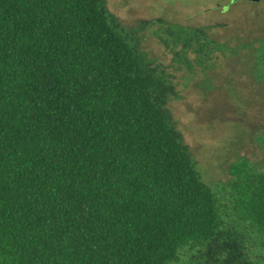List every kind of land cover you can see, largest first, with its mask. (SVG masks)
Listing matches in <instances>:
<instances>
[{
    "label": "trees",
    "instance_id": "1",
    "mask_svg": "<svg viewBox=\"0 0 264 264\" xmlns=\"http://www.w3.org/2000/svg\"><path fill=\"white\" fill-rule=\"evenodd\" d=\"M105 3L0 0V264H264V163L204 181L172 74ZM224 27L171 25L165 44L192 71L235 52ZM251 49L264 78V36Z\"/></svg>",
    "mask_w": 264,
    "mask_h": 264
},
{
    "label": "rangeland",
    "instance_id": "2",
    "mask_svg": "<svg viewBox=\"0 0 264 264\" xmlns=\"http://www.w3.org/2000/svg\"><path fill=\"white\" fill-rule=\"evenodd\" d=\"M105 6L140 52L172 74L176 95L168 110L204 181L227 186L229 166L243 158L264 163V78L251 42L264 36V0H105ZM229 7L225 13L221 10ZM217 28L211 37L235 52L210 54L188 71L175 61L166 29ZM162 39L164 40L162 42ZM255 256V254L253 255Z\"/></svg>",
    "mask_w": 264,
    "mask_h": 264
},
{
    "label": "water",
    "instance_id": "3",
    "mask_svg": "<svg viewBox=\"0 0 264 264\" xmlns=\"http://www.w3.org/2000/svg\"><path fill=\"white\" fill-rule=\"evenodd\" d=\"M232 2H237V1H243V0H231ZM244 1H247V2H252V3H259L261 2L262 0H244Z\"/></svg>",
    "mask_w": 264,
    "mask_h": 264
}]
</instances>
